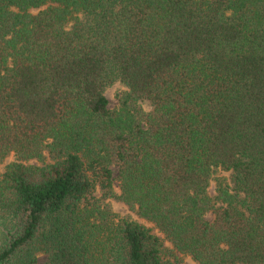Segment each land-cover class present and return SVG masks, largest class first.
Wrapping results in <instances>:
<instances>
[{
	"label": "trees",
	"instance_id": "1",
	"mask_svg": "<svg viewBox=\"0 0 264 264\" xmlns=\"http://www.w3.org/2000/svg\"><path fill=\"white\" fill-rule=\"evenodd\" d=\"M10 156L0 264H264V0H0Z\"/></svg>",
	"mask_w": 264,
	"mask_h": 264
},
{
	"label": "rangeland",
	"instance_id": "2",
	"mask_svg": "<svg viewBox=\"0 0 264 264\" xmlns=\"http://www.w3.org/2000/svg\"><path fill=\"white\" fill-rule=\"evenodd\" d=\"M44 8V7H43ZM35 12V11H33ZM124 87L119 83V82H115L114 84L108 86L105 89L104 95L108 101V107L113 110L118 106V98L121 95V93L124 91ZM12 161H14L13 156H10L1 166H0V174H2L4 172L5 166L9 163H11ZM31 164H35V162H31ZM229 174L226 172H222V171H218L214 174L213 176V180L211 181V185L207 191L209 197L216 201V197H217V180L218 179H225L227 180ZM219 204V203H217ZM112 207V211L117 213L120 217H129L132 220H137V218L130 213L125 207H123L120 204L117 203H112L111 205ZM207 219L210 220L212 218L211 213L207 214ZM148 227H150V229L152 230V233L154 235H156L161 241H162V245L163 248H169L170 245L163 240V236L161 234H159L152 225H147ZM179 258V264H196L190 257L186 256V255H178ZM37 264H48V257L47 254H39L37 257Z\"/></svg>",
	"mask_w": 264,
	"mask_h": 264
}]
</instances>
